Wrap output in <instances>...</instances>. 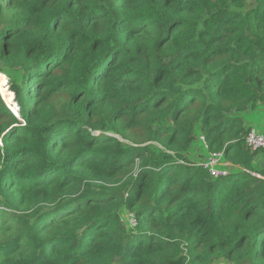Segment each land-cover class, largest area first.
<instances>
[{
	"label": "trees",
	"instance_id": "obj_1",
	"mask_svg": "<svg viewBox=\"0 0 264 264\" xmlns=\"http://www.w3.org/2000/svg\"><path fill=\"white\" fill-rule=\"evenodd\" d=\"M0 73V264H264V0H0Z\"/></svg>",
	"mask_w": 264,
	"mask_h": 264
},
{
	"label": "built area",
	"instance_id": "obj_2",
	"mask_svg": "<svg viewBox=\"0 0 264 264\" xmlns=\"http://www.w3.org/2000/svg\"><path fill=\"white\" fill-rule=\"evenodd\" d=\"M200 139L206 143L205 136H201ZM246 143L247 146L250 148L251 151H264V132L257 130L255 127L249 130L246 136ZM0 145L2 142L0 141ZM180 162L184 163L182 160ZM198 166H203L208 169L212 175L219 177V176H226L229 175V169H242L240 166L230 163L224 158V152H212L208 158V160L204 162H196ZM256 175L260 176L259 174L255 173ZM128 223L131 227L136 225V218L133 214H129L128 216Z\"/></svg>",
	"mask_w": 264,
	"mask_h": 264
},
{
	"label": "rangeland",
	"instance_id": "obj_3",
	"mask_svg": "<svg viewBox=\"0 0 264 264\" xmlns=\"http://www.w3.org/2000/svg\"><path fill=\"white\" fill-rule=\"evenodd\" d=\"M0 74H2V73H0ZM2 75H4V74H2ZM4 77H6V76L4 75ZM5 93L7 95V98H9V95H11V93L10 92L8 93L6 91H5ZM8 100L10 101L7 103L8 106L12 110L14 109L17 111V106H15L16 104L14 103V95H11V99L9 98ZM246 119L251 124V126L255 127L259 131L264 132V110L263 109L258 108L257 110L247 114ZM211 153L212 152H210L208 150L207 142L204 143L201 139L197 138L196 141L193 143V145L190 147V149L188 151L187 159L191 162H204V161L208 160ZM229 170L232 171L233 169L230 168ZM128 216H129L128 212L124 211L122 214L123 220H125L126 223L129 225Z\"/></svg>",
	"mask_w": 264,
	"mask_h": 264
},
{
	"label": "water",
	"instance_id": "obj_4",
	"mask_svg": "<svg viewBox=\"0 0 264 264\" xmlns=\"http://www.w3.org/2000/svg\"><path fill=\"white\" fill-rule=\"evenodd\" d=\"M6 78V77H5ZM7 82H8V79L6 78V84H7ZM0 92H1V94H2V96H3V99L5 100V97H4V92H3V90H2V88L0 87ZM5 102L6 103H8L6 100H5ZM15 106H17V105H15ZM14 113H15V115H17L18 116V118L21 120L22 118H21V115L19 116L18 115V113H19V111H18V106H17V111L16 110H12ZM32 129V128H31ZM94 132V134H102L101 133V131H93Z\"/></svg>",
	"mask_w": 264,
	"mask_h": 264
},
{
	"label": "clouds",
	"instance_id": "obj_5",
	"mask_svg": "<svg viewBox=\"0 0 264 264\" xmlns=\"http://www.w3.org/2000/svg\"><path fill=\"white\" fill-rule=\"evenodd\" d=\"M7 78V77H6ZM46 141L48 140V137L45 139Z\"/></svg>",
	"mask_w": 264,
	"mask_h": 264
}]
</instances>
